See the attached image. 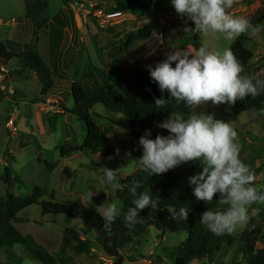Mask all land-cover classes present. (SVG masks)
I'll use <instances>...</instances> for the list:
<instances>
[{
	"label": "rangeland",
	"instance_id": "rangeland-1",
	"mask_svg": "<svg viewBox=\"0 0 264 264\" xmlns=\"http://www.w3.org/2000/svg\"><path fill=\"white\" fill-rule=\"evenodd\" d=\"M47 2L48 8L43 18L48 23L61 8L72 14V22L65 29L66 41L59 62L62 79L68 82L67 85H56L42 101H37L41 96V82L26 68L21 73L18 69L21 64L17 59L7 63L3 44L11 40L15 44L14 51L20 52L39 43L43 50H47L48 41L46 38L36 41L39 35L31 26V20L26 18L25 0H0V198L7 191L31 196L39 187L44 194L41 200H81L95 210L106 202L114 201L121 211L123 204L117 197L122 188L119 180L132 175L139 168L138 159L142 157L143 149L117 125L126 124L124 116L111 114L103 104H97L92 109L93 119L104 128L107 147L113 150L112 154L103 157L100 153L78 151L63 156V147L82 145L87 134L82 123L66 112L65 108L73 105L69 84L81 81L91 85L94 81L89 75L91 67L105 68L112 74L115 63L117 73L122 77L130 76L134 83L140 84L139 77L131 73L137 63L145 67L147 62L158 60L161 54L164 56L174 49L195 50L193 41L196 35L210 49L218 51L231 47L237 37L227 41L221 33L202 35L195 31L185 32L184 28H194V23L188 21L186 25V17L182 18L176 13L170 0H160L156 6L159 16L166 21H179L182 36L176 46L169 49V44L158 36L147 43H136L123 54L120 52L123 41L149 23L150 17L128 12L108 21L97 10V4H106L108 0H73L67 7L65 0ZM263 7L264 0H252L250 3L237 0L228 11L251 22ZM253 28L259 29L254 36L250 35ZM246 36V45L253 53L250 76L260 79L264 73V23L249 28ZM230 124L239 130V156L254 171V186L258 190L264 189V105L241 113L238 121ZM155 131L152 130V135ZM47 162L55 166L51 167ZM104 167L116 171L115 188L102 182ZM202 167L199 162L193 161L171 170L175 172L178 182L183 184L189 176L202 171ZM7 169L11 177L9 185L3 179ZM257 214L264 216V204L249 206V216ZM19 215L25 221L15 223V226L28 239V247L15 246L14 249L0 251V264H43L31 257L29 249L32 247H39L53 255L55 264H100L101 259L105 264L113 263L104 255L97 234L85 228L82 222L62 216L58 219L59 223H53V217L42 215L39 205L30 206ZM158 216L165 234L161 235L160 231L151 227L138 241L127 244L122 250L124 264L173 263L167 257H163L165 262L160 261L157 256H163L165 248L183 243L187 239L189 226L169 209ZM68 227H75L80 232L82 240L91 246V253L75 251L76 241L66 231ZM245 230L246 224L240 225L231 234L240 238ZM235 248H223L212 258L195 259L190 264H246L243 257L236 258ZM257 248H264V229Z\"/></svg>",
	"mask_w": 264,
	"mask_h": 264
},
{
	"label": "trees",
	"instance_id": "trees-1",
	"mask_svg": "<svg viewBox=\"0 0 264 264\" xmlns=\"http://www.w3.org/2000/svg\"><path fill=\"white\" fill-rule=\"evenodd\" d=\"M70 1L73 0H65L66 7ZM241 1L250 3L252 0ZM25 2L26 18L31 20V26L39 35L36 41L39 42L46 38L48 49L43 50L40 47L41 43H39L17 52L14 51V42L8 40L3 44L6 52L4 59L6 61L17 59L24 66V70L26 68V70L36 74L42 84L41 96L37 98V101H42L44 96L52 91L56 85L63 83L67 85L68 81L62 79L59 62L62 46L66 41L65 29L72 22V14L70 15V12L61 8L53 15L52 21L48 23L43 18V14L48 8L47 0H34L33 2L25 0ZM159 2L160 0H108L106 4H97V10L120 11L122 13L135 12L151 18V21L144 27L126 37L120 46L121 53L128 52L136 43H147L158 36L169 44V49L176 46V42L182 36L179 21L177 19L163 20L156 10ZM263 23L264 7L257 18L250 22V25L251 27H258ZM247 40L245 32L235 39L230 48L243 67L242 75L250 76L253 53L246 45ZM202 43L200 37L196 35L193 41L194 48L198 49ZM164 59H166V54L164 56L161 54L158 60L147 62L145 67L139 63L135 64L131 73L139 77L140 84L134 83L130 76L122 77L119 72L117 73L115 70L117 63H115L112 74L105 68L91 67L89 75L94 79L91 85H86L81 81L70 83L73 105L71 108L65 109L67 113L82 123L87 134L82 145L63 147L62 155L67 156L78 151H90L92 154L100 153L103 157L112 154L113 150L107 147L104 128L93 119L92 109L97 104H103L111 114L122 115L126 118V124L117 125L135 143H138L139 138L149 128L156 130L151 137L153 139L158 133L167 135L168 131L157 127L156 124L166 119L168 112L180 111L185 114H190L191 111L203 112L231 123L238 121L241 113L259 109L264 105V93L255 98L249 96L243 101H237L233 106L227 104L217 106L207 102L193 109L182 101L177 103L167 91L161 92L158 84L151 79L147 68L148 65L155 66L156 63ZM260 79L264 80V73ZM160 97L165 98L167 107L162 109V112H157L161 109H156L154 101ZM235 130L239 133V130L236 128ZM47 163L51 167L55 166V164ZM7 171L3 179L9 185L11 177L9 169ZM119 181L122 188L117 193V197L123 204V208L112 224H105L99 212L81 200H41L44 194L39 187L31 196L16 195L7 191L5 196L0 198V251L14 249L15 246L28 247V239L16 228L15 223L25 221L19 215L22 211L30 206L39 205L42 208V215L53 217V223H59L58 219H61L62 216L66 219L82 222L85 228L97 234L104 255L113 260L112 264H124L122 250L127 244L138 241L151 227H155L161 235L165 234L164 226L158 219L160 212L169 208H176L178 214L179 208L185 207L189 209L187 219L182 218L189 226L187 239L177 246L165 248L163 256H157L160 261L165 262L163 257H167L172 260V264H190L195 259L212 258L214 253L223 248L236 246L235 256L237 259L243 257L246 264H264V248H257L264 229L263 215L250 216L246 230L240 238H236L232 234L218 236L207 230L199 221L201 214L207 210V207L212 210L217 207H226L218 205L216 199L219 198V194L214 197L210 205H207L204 201L197 200L188 181L183 184L178 182L173 170L160 175L148 176L141 164L132 175L120 178ZM133 182H139L141 185L137 190L138 193L148 190L154 198H156L155 195L159 197V203L155 207L143 209L137 223L134 227L129 228L124 222V214L133 206L134 197L129 192ZM66 231L76 241L74 249L77 253H91V246L82 240L80 232L75 227H68ZM29 252L33 259L43 264H55V257L39 247H32ZM100 264H105L103 259L100 260Z\"/></svg>",
	"mask_w": 264,
	"mask_h": 264
},
{
	"label": "clouds",
	"instance_id": "clouds-1",
	"mask_svg": "<svg viewBox=\"0 0 264 264\" xmlns=\"http://www.w3.org/2000/svg\"><path fill=\"white\" fill-rule=\"evenodd\" d=\"M177 14L194 23L186 26L185 32L195 31L202 35L221 33L227 41L248 32L250 21L234 16L228 10L237 0H170ZM259 29L253 28L250 35ZM175 64V66H173ZM151 79L158 84L161 92L167 91L177 103L184 102L190 108L211 102L214 105H235L247 97L255 98L264 93V80L242 75L243 67L230 47L222 51L212 50L206 44L198 49H174L166 54V59L147 66ZM156 109H165L163 97L154 101ZM168 117L156 124L168 131L152 137V129H146L139 138L143 149L139 158L148 176L167 173L184 163L199 162L202 171L189 176L197 200L210 205L214 197L218 205L215 210L207 207L200 216L199 223L215 235L231 234L237 226L249 222V206L264 204V189L254 186V171L239 156L238 134L235 128L212 114L191 111L185 116L181 112H168ZM119 152V150H117ZM131 156V153H128ZM102 182L116 187L117 173L104 167ZM139 182H133L129 192L134 197L124 214V222L132 228L137 223L141 211L155 207L159 203L148 190L138 193ZM176 215V208H169ZM97 212L105 224H112L120 215L117 204L106 202L97 207ZM189 209L179 208L178 215L187 219Z\"/></svg>",
	"mask_w": 264,
	"mask_h": 264
},
{
	"label": "built area",
	"instance_id": "built-area-1",
	"mask_svg": "<svg viewBox=\"0 0 264 264\" xmlns=\"http://www.w3.org/2000/svg\"><path fill=\"white\" fill-rule=\"evenodd\" d=\"M99 13L106 18V20L111 21L116 17L121 16L123 13L120 11H105V10H98ZM158 245V244H156Z\"/></svg>",
	"mask_w": 264,
	"mask_h": 264
},
{
	"label": "crops",
	"instance_id": "crops-1",
	"mask_svg": "<svg viewBox=\"0 0 264 264\" xmlns=\"http://www.w3.org/2000/svg\"><path fill=\"white\" fill-rule=\"evenodd\" d=\"M23 50H25V49H23ZM11 61H13V60H11ZM9 62H10V61H7V63H9ZM18 62H19V61H18ZM21 66H22V65H21ZM21 66H20V68H18V69H19V71H20L21 73H23L25 70H24V68H22ZM20 69H21V70H20ZM33 75L36 76L35 73H34ZM20 78H21V77H20ZM23 79H28V78H27V77H23Z\"/></svg>",
	"mask_w": 264,
	"mask_h": 264
},
{
	"label": "water",
	"instance_id": "water-1",
	"mask_svg": "<svg viewBox=\"0 0 264 264\" xmlns=\"http://www.w3.org/2000/svg\"><path fill=\"white\" fill-rule=\"evenodd\" d=\"M168 264V263H167Z\"/></svg>",
	"mask_w": 264,
	"mask_h": 264
}]
</instances>
